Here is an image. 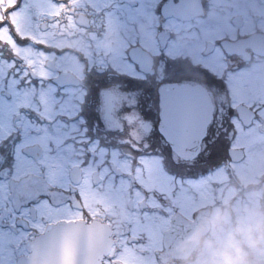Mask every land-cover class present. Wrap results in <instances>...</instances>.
Here are the masks:
<instances>
[{
    "label": "flooded vegetation",
    "instance_id": "obj_1",
    "mask_svg": "<svg viewBox=\"0 0 264 264\" xmlns=\"http://www.w3.org/2000/svg\"><path fill=\"white\" fill-rule=\"evenodd\" d=\"M0 24V55L35 61L41 74L46 66L55 85L41 93L24 155L0 162V215L35 197L47 170L52 182L65 180L62 187L83 185L78 207L92 215L85 222L76 212L62 223H85L112 240L98 264L113 252L129 264V229L143 231L141 211L178 184L170 175L175 160L191 182L165 201L173 210L142 241L141 264H214L222 256L226 264H264V146L242 158V140L229 152L222 119L264 74V0H0ZM165 108L167 121L174 109L188 121L183 139L199 138L193 158L164 134ZM206 110L220 137L212 168L201 165ZM114 176L121 195L111 201L95 186L111 188ZM21 253L32 264L28 243L17 259Z\"/></svg>",
    "mask_w": 264,
    "mask_h": 264
},
{
    "label": "snow or ice",
    "instance_id": "obj_2",
    "mask_svg": "<svg viewBox=\"0 0 264 264\" xmlns=\"http://www.w3.org/2000/svg\"><path fill=\"white\" fill-rule=\"evenodd\" d=\"M12 55V59L0 55V162L9 157L15 161L24 155L23 145L35 134V128L30 127L34 124L33 116L38 117L39 112L43 110L41 93L50 86H55L52 77L46 74V66L44 74H41L36 69L35 61L25 63L23 57L16 58L15 53ZM256 80L259 81L258 85ZM256 80L248 82L249 87L245 90V95L239 102L229 104L227 112L222 117L230 125V129L225 130L226 135L228 132L231 133L228 137V151H233L242 140L247 142L248 151L244 152L242 158H247L252 150L264 146V74L256 77ZM62 87L56 88V92ZM53 95L55 96V92ZM220 111L224 112L223 106ZM82 119L87 125V118L82 117ZM37 122L41 127L48 126L47 121ZM170 127L173 135L178 138L189 130L188 121L179 112L173 114ZM204 142L206 148L205 153L201 154V165L208 168L218 166L214 161L220 155V137L211 125L206 129ZM147 146L151 147V145ZM135 150L139 153V146ZM143 159V155L139 156V160ZM171 165L173 171L170 175L178 180V184L174 183L170 194L161 196L155 206L149 205L141 211L143 231L137 232L135 227H130L123 246V249L127 250L126 258L129 264H141L143 252L146 251L142 241L157 225V218H165L173 210L165 201L178 199L184 191V183L191 182V179L184 175L185 170L180 169L175 160L171 161ZM0 171H3L2 167ZM42 176L44 182L40 184L35 197L22 201L7 217L0 215V264H26L23 253L20 259L16 257V253L21 251V245L28 243L31 246L32 242L53 223L70 222L69 214L79 212L85 222L92 219L86 208L81 210L78 207L84 203L83 185L77 182L73 187H62L65 180L52 182L47 170ZM116 180L115 176L111 178V188L106 189L103 183L95 186L96 191L105 190L107 200H118L121 192L116 187ZM67 182L71 183V180L68 179ZM58 197L59 203H57ZM25 228H30L31 231L26 232ZM17 233H20V238L16 237ZM120 262L119 253L113 252L106 264H120Z\"/></svg>",
    "mask_w": 264,
    "mask_h": 264
},
{
    "label": "water",
    "instance_id": "obj_3",
    "mask_svg": "<svg viewBox=\"0 0 264 264\" xmlns=\"http://www.w3.org/2000/svg\"><path fill=\"white\" fill-rule=\"evenodd\" d=\"M175 93H182L184 96H196V91L189 88L177 89ZM199 111V108H198ZM175 113L174 110L168 111ZM198 113V112H197ZM208 110L203 114L200 124L201 137L205 134L208 126ZM170 122L166 119V108L164 134L169 139L174 149L186 159L196 156L200 140L198 137L186 140L173 135ZM189 145V147H188ZM97 228H92L85 223H61L49 228L46 233L32 242L33 249L32 264H98L102 257L108 252L112 240L106 234L99 236Z\"/></svg>",
    "mask_w": 264,
    "mask_h": 264
},
{
    "label": "clouds",
    "instance_id": "obj_4",
    "mask_svg": "<svg viewBox=\"0 0 264 264\" xmlns=\"http://www.w3.org/2000/svg\"><path fill=\"white\" fill-rule=\"evenodd\" d=\"M214 264H226V258L222 256V257L218 258V259L214 262Z\"/></svg>",
    "mask_w": 264,
    "mask_h": 264
}]
</instances>
